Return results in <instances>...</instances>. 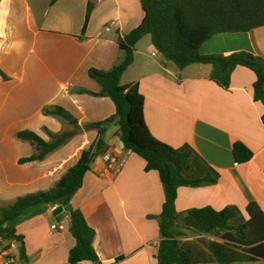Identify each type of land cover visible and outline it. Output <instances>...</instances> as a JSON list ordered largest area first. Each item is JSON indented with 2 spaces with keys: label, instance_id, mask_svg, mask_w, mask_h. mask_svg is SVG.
Instances as JSON below:
<instances>
[{
  "label": "crops",
  "instance_id": "1",
  "mask_svg": "<svg viewBox=\"0 0 264 264\" xmlns=\"http://www.w3.org/2000/svg\"><path fill=\"white\" fill-rule=\"evenodd\" d=\"M106 2L96 0L82 35L91 0H59L51 6L59 10L54 24L47 26V11L40 23L27 0H0V68L8 77L4 80L0 75V208L19 197L52 189L98 138V132L85 131L84 126L115 115L109 98L72 93L80 88L100 91L89 70L116 65L120 57L117 38L143 20L140 0H116V8ZM100 5L106 6L103 14L98 12ZM146 37L138 43L134 63L121 84H138L145 98V121L156 139L174 148L190 145L221 175L216 185L180 188L178 213L207 206L245 211L252 202L264 211V107L253 98L254 73L239 67L230 89L224 90L211 81V65L194 64L180 70L155 50L150 36L147 46H140ZM238 52L264 59V27L215 35L200 47L203 56ZM47 106L67 110L81 129L45 161L20 164L35 149L17 140V133L31 131L49 141L45 129L53 133L66 129L60 119L43 114ZM103 141L106 152L86 175L72 207L81 210L96 231L98 264H159V220L165 202L159 175L147 173L140 157L121 148L116 124L107 128ZM236 142L253 152L249 163L235 164L232 147ZM109 153L116 158L111 163L105 160ZM53 225H64L66 230L52 231ZM15 228L24 238L28 260L19 258L16 242L0 238V264L10 260L12 264H69L76 241L66 207L34 208ZM182 232L189 237L184 240L210 239Z\"/></svg>",
  "mask_w": 264,
  "mask_h": 264
},
{
  "label": "trees",
  "instance_id": "2",
  "mask_svg": "<svg viewBox=\"0 0 264 264\" xmlns=\"http://www.w3.org/2000/svg\"><path fill=\"white\" fill-rule=\"evenodd\" d=\"M58 1L52 0L51 6ZM140 5L144 14L141 24L129 34L117 38L120 57L116 65L109 70L91 68L88 72L100 91L72 90V93L109 98L115 105V115L84 126L85 131L98 132V138L83 150L78 162L52 189L19 197L0 208V238L22 244L18 248L19 258L27 261L24 238L17 234L15 223L34 208L62 205L70 212V231L76 241L69 254V264H98L94 248L96 231L87 223L82 211L72 207L71 202L83 187L84 179L92 171L96 159L106 152L103 135L107 128L116 124L124 150L140 157L147 173L156 172L165 190L159 220L162 237L157 256L159 264H263L264 211L257 202L250 203L245 211L234 206L222 210L207 206L189 209L179 217L176 207L179 189L216 185L221 175L190 145L174 148L156 139L145 121V98L138 84L122 85L121 79L134 63L138 43L150 36L155 50L180 70L194 64L211 65V81L224 90L230 89L236 69L243 67L252 71L256 78L253 98L264 107L263 58L247 52L226 56L200 54L201 45L215 35L248 33L264 27V0H140ZM93 10L94 6L90 3L82 35L88 29ZM0 75L8 80L1 68ZM43 114L60 119L71 129H64L61 133L45 129L49 141L31 131L17 133V140L28 142L35 149L34 155L21 159L20 164L45 161L81 129L78 120L62 107L47 106ZM262 124L264 126V114ZM232 156L235 164L243 165L250 162L253 152L243 142H236L232 147ZM182 229L210 239L184 240L189 237Z\"/></svg>",
  "mask_w": 264,
  "mask_h": 264
},
{
  "label": "rangeland",
  "instance_id": "3",
  "mask_svg": "<svg viewBox=\"0 0 264 264\" xmlns=\"http://www.w3.org/2000/svg\"><path fill=\"white\" fill-rule=\"evenodd\" d=\"M50 1H51V0H27L28 4H29V5L32 7V9L34 10L35 15H36V18L38 19V21H39L40 23H43V16H44V13H45L46 11L48 12V14H50V18L48 19L46 26H47L48 24H49V25L54 24V21H55V14L58 13V11H59V10H53V9H52V7H51V5H50ZM107 3H109L108 6L111 5V6H114V7L116 8V6H115V3H117L116 0H107V2H106L105 4H107ZM91 4H92L93 6H96V5H97V4H96V0H91ZM105 7H106L105 5H100V6H99V8H98V12H99V14H103V10H104ZM63 10H65V9H63ZM75 18H76V17H75ZM149 40H150V37L147 36V37L144 39L143 43H141L140 46L145 47L144 44L147 46ZM135 55H136V53H135ZM66 129H67V130H70L71 127H70V126H66ZM184 213H185L184 211H183V212H179V213H178V214H179V217L181 218V217L184 215ZM263 264H264V263H263Z\"/></svg>",
  "mask_w": 264,
  "mask_h": 264
},
{
  "label": "built area",
  "instance_id": "4",
  "mask_svg": "<svg viewBox=\"0 0 264 264\" xmlns=\"http://www.w3.org/2000/svg\"><path fill=\"white\" fill-rule=\"evenodd\" d=\"M153 55L155 56L156 53L153 54ZM129 153H131V152H129ZM105 160L108 163H111V162L115 161L116 158L112 154L109 153V154L105 155ZM51 230L52 231H57V232H63V231L66 230V227L64 225H53V226H51ZM6 264H12V261L10 260Z\"/></svg>",
  "mask_w": 264,
  "mask_h": 264
},
{
  "label": "water",
  "instance_id": "5",
  "mask_svg": "<svg viewBox=\"0 0 264 264\" xmlns=\"http://www.w3.org/2000/svg\"><path fill=\"white\" fill-rule=\"evenodd\" d=\"M81 131H83V130H81ZM121 148L124 149V143L123 142L121 143ZM15 245L22 247V244H20L18 242H16Z\"/></svg>",
  "mask_w": 264,
  "mask_h": 264
}]
</instances>
